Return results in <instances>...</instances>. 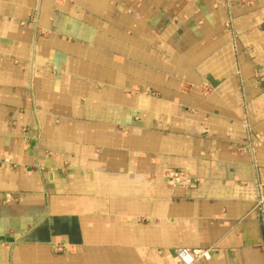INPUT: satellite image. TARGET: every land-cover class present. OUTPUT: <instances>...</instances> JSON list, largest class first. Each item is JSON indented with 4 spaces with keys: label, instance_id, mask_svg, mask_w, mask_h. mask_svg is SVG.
<instances>
[{
    "label": "crops",
    "instance_id": "1",
    "mask_svg": "<svg viewBox=\"0 0 264 264\" xmlns=\"http://www.w3.org/2000/svg\"><path fill=\"white\" fill-rule=\"evenodd\" d=\"M263 168L264 0H0V264H264Z\"/></svg>",
    "mask_w": 264,
    "mask_h": 264
},
{
    "label": "built area",
    "instance_id": "2",
    "mask_svg": "<svg viewBox=\"0 0 264 264\" xmlns=\"http://www.w3.org/2000/svg\"><path fill=\"white\" fill-rule=\"evenodd\" d=\"M165 178L171 185H181L188 186L192 182L191 177L186 174L184 171L179 169H168L165 173ZM256 199L254 208L259 214H264V168L261 169L259 173V178L256 182ZM62 248L57 247V251H60ZM174 255L179 264H192L200 257H209L208 249H190V248H177L174 250Z\"/></svg>",
    "mask_w": 264,
    "mask_h": 264
}]
</instances>
